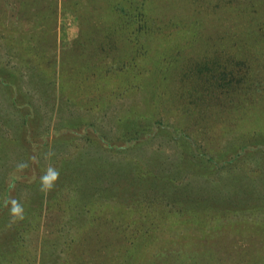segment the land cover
I'll use <instances>...</instances> for the list:
<instances>
[{
  "label": "rangeland",
  "instance_id": "374dc122",
  "mask_svg": "<svg viewBox=\"0 0 264 264\" xmlns=\"http://www.w3.org/2000/svg\"><path fill=\"white\" fill-rule=\"evenodd\" d=\"M0 264H264V0H0Z\"/></svg>",
  "mask_w": 264,
  "mask_h": 264
},
{
  "label": "trees",
  "instance_id": "16d2710c",
  "mask_svg": "<svg viewBox=\"0 0 264 264\" xmlns=\"http://www.w3.org/2000/svg\"><path fill=\"white\" fill-rule=\"evenodd\" d=\"M238 155L237 154H235V155H233V156H228V158H222L221 160H219L220 162L218 163H216L215 164V166L216 167H218V168H220V169H222V168H227V167H229L230 166V164L231 163H233L234 161H236L237 159H238Z\"/></svg>",
  "mask_w": 264,
  "mask_h": 264
},
{
  "label": "clouds",
  "instance_id": "9594fccd",
  "mask_svg": "<svg viewBox=\"0 0 264 264\" xmlns=\"http://www.w3.org/2000/svg\"><path fill=\"white\" fill-rule=\"evenodd\" d=\"M49 176H51V178L55 180L59 176V173L54 169H49L48 173L42 179L44 181H47ZM16 210H17L16 208L13 209V211H16Z\"/></svg>",
  "mask_w": 264,
  "mask_h": 264
}]
</instances>
